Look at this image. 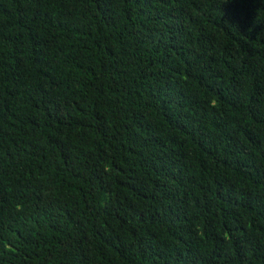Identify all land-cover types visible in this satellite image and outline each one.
Here are the masks:
<instances>
[{
	"label": "trees",
	"instance_id": "1",
	"mask_svg": "<svg viewBox=\"0 0 264 264\" xmlns=\"http://www.w3.org/2000/svg\"><path fill=\"white\" fill-rule=\"evenodd\" d=\"M0 264H264V0H0Z\"/></svg>",
	"mask_w": 264,
	"mask_h": 264
}]
</instances>
